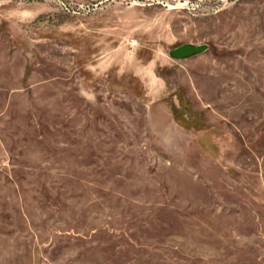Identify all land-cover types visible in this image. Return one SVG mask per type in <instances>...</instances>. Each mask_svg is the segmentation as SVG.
<instances>
[{
	"label": "rangeland",
	"instance_id": "rangeland-1",
	"mask_svg": "<svg viewBox=\"0 0 264 264\" xmlns=\"http://www.w3.org/2000/svg\"><path fill=\"white\" fill-rule=\"evenodd\" d=\"M0 264H264V0H0Z\"/></svg>",
	"mask_w": 264,
	"mask_h": 264
},
{
	"label": "water",
	"instance_id": "water-1",
	"mask_svg": "<svg viewBox=\"0 0 264 264\" xmlns=\"http://www.w3.org/2000/svg\"><path fill=\"white\" fill-rule=\"evenodd\" d=\"M209 48L208 43L192 44L184 43L170 50V55L174 58H187L205 52Z\"/></svg>",
	"mask_w": 264,
	"mask_h": 264
}]
</instances>
